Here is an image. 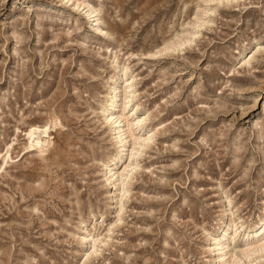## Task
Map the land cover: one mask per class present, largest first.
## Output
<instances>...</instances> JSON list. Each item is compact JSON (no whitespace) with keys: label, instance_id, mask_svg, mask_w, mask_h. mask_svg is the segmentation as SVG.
Returning a JSON list of instances; mask_svg holds the SVG:
<instances>
[{"label":"rangeland","instance_id":"1","mask_svg":"<svg viewBox=\"0 0 264 264\" xmlns=\"http://www.w3.org/2000/svg\"><path fill=\"white\" fill-rule=\"evenodd\" d=\"M86 1L108 36L83 0H0V264H264L213 241L264 219V0ZM125 75L155 131L115 187Z\"/></svg>","mask_w":264,"mask_h":264},{"label":"bare ground","instance_id":"2","mask_svg":"<svg viewBox=\"0 0 264 264\" xmlns=\"http://www.w3.org/2000/svg\"><path fill=\"white\" fill-rule=\"evenodd\" d=\"M210 1L221 3L222 0H210ZM82 5L85 6L88 17H90L91 19H94L95 21V22L93 21L95 25L94 28L97 29V31H99L100 33L104 34L105 36H108V33L105 32V30L101 28L100 23L103 20L98 19V16H99L98 11L92 9L91 5L88 4L86 0H83ZM167 49H168V46L166 45L162 49H160L158 53L160 54L162 52H165ZM258 53H260V51L257 52V50H252L251 52H249V55L250 54L258 55ZM251 55L249 57H251ZM124 79H125V82L128 84V87L131 89L133 87V83L136 77L135 76L127 77L125 75ZM135 93L136 91L133 90V88L131 92L126 91L122 98V107H123L122 114L117 116L116 118H114L115 115H112V117L110 118V121H115V124H117V126H115L114 129L120 135L117 138H119L118 143L121 144V148L127 149L128 144L129 143L132 144L129 164L128 165L123 164L122 166L124 167L122 171L117 172L114 167H118L120 164L123 163V160L125 158V153H126V150L124 149H123V152H121L120 157L116 160L114 164L105 165L107 167L106 169L107 172L105 176L109 177L108 181L112 183L113 179L117 178L116 182H118L119 185H114L115 187H125V182L129 178H131L133 175L132 171H133L134 161L136 157L139 156V153L141 152L140 149L146 148L149 146V144H151L153 140L151 133L155 131V129H153L151 132H146V130L148 129V126L142 125V123L146 121V116H144V120H140V121L139 119L141 118L130 120L129 117L128 118L124 117V113L126 109L129 107L133 99L136 97ZM134 109L138 111L139 106L134 105L132 110ZM59 122H60L59 120H54V121L47 123L44 126H38V125L31 126L25 134V137L27 139L25 149L28 150L29 152L37 150L39 153H42V154L46 152V149H45L46 146L44 145V143L47 140V143H48L47 146L52 145V137H51L52 131L56 129L58 124H60ZM144 131L145 133L142 134ZM129 140H131V142ZM10 148L6 151L4 156L1 155L2 158L0 161V171L3 170L5 167H7L12 161ZM123 193L125 194L124 190H123ZM121 201L122 199L118 200V202H121ZM241 227H244V226H241ZM233 228L234 226L232 227L230 226L228 229L223 230L221 234L219 235V238L213 240L215 242L214 246H216L217 250L221 252V255L224 259H229L234 263L236 260H238V258L242 256L247 257L250 255V253H259V252L263 253L264 252V219H261L260 223L257 226L254 225L253 227L247 228V231H246L247 237H252L253 240H256L255 243L254 242L249 243V246H252L250 250L245 251L244 249H240L238 247L232 246V243L236 240V237H237V233L229 237V232L232 231L230 229H233ZM230 241L232 242L231 244H230ZM93 249H94V253H96L97 251L96 248L93 247ZM260 258H264V255L261 254Z\"/></svg>","mask_w":264,"mask_h":264}]
</instances>
